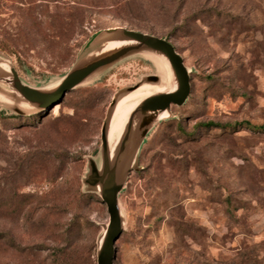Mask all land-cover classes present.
Returning a JSON list of instances; mask_svg holds the SVG:
<instances>
[{
	"label": "rangeland",
	"instance_id": "obj_1",
	"mask_svg": "<svg viewBox=\"0 0 264 264\" xmlns=\"http://www.w3.org/2000/svg\"><path fill=\"white\" fill-rule=\"evenodd\" d=\"M123 28L171 41L192 89L136 139L118 182L115 264H264V130L253 128L264 123V0H0V69L53 92L99 47L130 41L106 33ZM177 88L149 49L118 56L44 111L0 79V264H98L110 224L104 140L120 115Z\"/></svg>",
	"mask_w": 264,
	"mask_h": 264
},
{
	"label": "water",
	"instance_id": "obj_2",
	"mask_svg": "<svg viewBox=\"0 0 264 264\" xmlns=\"http://www.w3.org/2000/svg\"><path fill=\"white\" fill-rule=\"evenodd\" d=\"M106 33L121 34L124 36L122 37V39L129 38L135 41V44L128 46L121 52H112L88 67H84L82 63L77 65L66 76L61 85L53 92L41 91L25 84L21 80L19 73L15 70V68H11V70L8 71L9 73L6 71L3 72L2 69H0V79H3L10 83L14 87V89L30 104L38 108L49 109L56 104H59V102L65 97L67 92L71 91L77 85L82 83L90 74H92L102 66L109 64L118 56L130 51L149 49L158 52L169 59L177 76V80L179 81V90L177 92L173 91L152 95L146 98L144 101L135 105L125 114L124 117L126 118L128 115H134L137 112L165 110L171 105L181 106L186 102L187 98L191 94V77L189 70L185 65L184 58L177 51L175 45L171 41L154 34L126 28H123L121 30L112 29L107 31ZM103 38L104 36L101 34V36L95 39L89 47L94 48L101 40H103ZM145 124H143L142 127L145 126ZM120 131L121 126L120 128H117L112 135H108L103 143L105 160L103 171L102 199L106 204L108 213L110 215V224L106 240L99 253L98 264H115L116 242L123 232V220L118 205V194L120 191V187L118 185V182L116 181V177L110 160L113 141L115 140L116 135L120 133ZM97 179L98 171L95 168L93 171L92 183H95Z\"/></svg>",
	"mask_w": 264,
	"mask_h": 264
},
{
	"label": "bare ground",
	"instance_id": "obj_3",
	"mask_svg": "<svg viewBox=\"0 0 264 264\" xmlns=\"http://www.w3.org/2000/svg\"><path fill=\"white\" fill-rule=\"evenodd\" d=\"M134 42L135 41L130 40V41L126 42L125 44H123L122 46H119V47H117V48H115V49H113L111 51H110L109 47L112 44L107 43V45L99 47L98 49H96L95 51L90 53L86 57V59H85V61L83 63V66L84 67H88L91 64L95 63L99 59L103 58L104 56H107L108 54H110L112 52L113 53L121 52V51L125 50L128 46H130L132 44H135ZM162 56L164 58H166L164 55H162ZM167 60L171 64L169 59H167ZM178 90H179V81H178V88H177L176 92ZM152 95L153 94H151V95H149L147 97H150ZM125 104L126 103H124V101H122L120 103L119 107H123ZM33 107H35L36 109H42V108H38V107H36L34 105H33ZM42 110H44V109H42ZM164 112H165V110L145 111V112H137L136 114L131 116V119H130V122H129V125H128V128H127V134H126V137H125V140H124V145H125L124 146V150L122 151L121 158H120L117 166L113 169L117 182L120 181L121 176L123 175V173L125 171V168L127 167L128 163L130 162L129 159H131L132 156H133V152H134V150H135V148L137 146V143H139V141L141 140V132L146 127V126L142 127V125L147 123L148 121H150L154 117L155 118L161 117ZM136 139L138 141L137 143H136Z\"/></svg>",
	"mask_w": 264,
	"mask_h": 264
},
{
	"label": "trees",
	"instance_id": "obj_4",
	"mask_svg": "<svg viewBox=\"0 0 264 264\" xmlns=\"http://www.w3.org/2000/svg\"><path fill=\"white\" fill-rule=\"evenodd\" d=\"M44 110H46V109H44ZM40 112H42V111H40ZM243 124H247L248 126H252L250 124V122H247V121H244V122L239 123V125H243ZM205 125H209L210 126V125H215V124L213 122H209V123H207ZM253 128L256 129V130H259V129L260 130H264V123H262L260 125H254Z\"/></svg>",
	"mask_w": 264,
	"mask_h": 264
},
{
	"label": "crops",
	"instance_id": "obj_5",
	"mask_svg": "<svg viewBox=\"0 0 264 264\" xmlns=\"http://www.w3.org/2000/svg\"><path fill=\"white\" fill-rule=\"evenodd\" d=\"M123 116H119L117 119H116V121H115V124H114V126H113V130L115 129H117V128H119L121 125H122V122H123V118H122Z\"/></svg>",
	"mask_w": 264,
	"mask_h": 264
}]
</instances>
